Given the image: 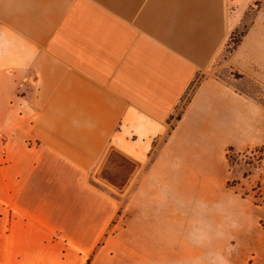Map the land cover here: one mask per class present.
<instances>
[{
    "label": "crops",
    "instance_id": "obj_1",
    "mask_svg": "<svg viewBox=\"0 0 264 264\" xmlns=\"http://www.w3.org/2000/svg\"><path fill=\"white\" fill-rule=\"evenodd\" d=\"M230 3L0 0V264H86L103 240L96 264L123 199L119 221L148 224L138 206L150 207L156 228L134 233L155 254L174 253L173 236L152 237L176 232L171 206L183 208V233H221L224 221L250 236L238 224L253 226L257 207L226 186L224 168L227 149L264 146V122L259 138L253 103L211 70ZM112 146L140 163L120 201L94 178ZM176 179L200 201L175 198Z\"/></svg>",
    "mask_w": 264,
    "mask_h": 264
},
{
    "label": "rangeland",
    "instance_id": "obj_2",
    "mask_svg": "<svg viewBox=\"0 0 264 264\" xmlns=\"http://www.w3.org/2000/svg\"><path fill=\"white\" fill-rule=\"evenodd\" d=\"M230 7L232 14L230 36L211 70L216 77L235 86L240 94L246 95L253 103L257 117L254 122L255 133L259 135L258 132L263 131L262 123L264 122V0H231ZM235 56L238 57L236 58L238 63L236 62V67H233L231 64ZM189 96L191 91L188 99ZM188 99L178 109L170 128L179 120ZM227 159L228 165L224 168L225 178L227 176L226 186L257 207L253 214V226L248 227L249 224L241 221L238 224L240 229L247 228L250 236L236 237L230 222L224 221L217 222L222 229L221 233H196V235L183 233V229H186L189 224V222L181 221L184 217L183 208L171 206L168 207L169 213H174L180 220L175 225L176 232L154 233L152 237L159 235L160 243L163 242L165 245L168 242L167 236L169 239L173 236L174 253L160 251L155 254L150 249L151 237L148 233H134L137 229H148V224L155 227L149 220L150 207L138 206L144 218L146 214L148 224L139 222L136 224L133 220L126 223L124 217L119 221V215L125 212L124 204L130 201L121 200V195L110 190L114 198L121 201L120 204L117 202V216L112 222L110 233H106V236L109 234V250L103 254L104 256L99 258L97 256L95 263L153 264L151 261H160L161 264H257L259 253L264 249V146L247 150L244 148L240 152L231 153L227 149ZM190 184L197 185V182L192 180ZM183 187L180 180L176 179L175 198L183 200L186 197L185 200L189 199L191 203L200 201L201 197L193 189L187 188L191 193L190 196L183 195ZM163 196L159 195V197ZM192 208L196 211L204 209L200 205L193 204ZM127 212H130V215L135 213L133 210ZM127 224L130 233L125 231ZM102 242L103 240L98 243L86 264L93 261ZM192 244L210 247L206 248L207 252L192 253L189 252ZM203 247H201L202 251Z\"/></svg>",
    "mask_w": 264,
    "mask_h": 264
},
{
    "label": "water",
    "instance_id": "obj_3",
    "mask_svg": "<svg viewBox=\"0 0 264 264\" xmlns=\"http://www.w3.org/2000/svg\"><path fill=\"white\" fill-rule=\"evenodd\" d=\"M140 169V163L123 151L110 147L94 178L109 190L122 195Z\"/></svg>",
    "mask_w": 264,
    "mask_h": 264
},
{
    "label": "built area",
    "instance_id": "obj_4",
    "mask_svg": "<svg viewBox=\"0 0 264 264\" xmlns=\"http://www.w3.org/2000/svg\"><path fill=\"white\" fill-rule=\"evenodd\" d=\"M4 142H5V137H4L3 133L0 131V148H1V150H3Z\"/></svg>",
    "mask_w": 264,
    "mask_h": 264
},
{
    "label": "trees",
    "instance_id": "obj_5",
    "mask_svg": "<svg viewBox=\"0 0 264 264\" xmlns=\"http://www.w3.org/2000/svg\"><path fill=\"white\" fill-rule=\"evenodd\" d=\"M228 152H230V153H231V152H233V150H232V149H229V150H228Z\"/></svg>",
    "mask_w": 264,
    "mask_h": 264
}]
</instances>
